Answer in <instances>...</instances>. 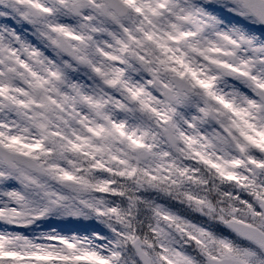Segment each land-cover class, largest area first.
Returning a JSON list of instances; mask_svg holds the SVG:
<instances>
[{
	"label": "snow or ice",
	"instance_id": "snow-or-ice-1",
	"mask_svg": "<svg viewBox=\"0 0 264 264\" xmlns=\"http://www.w3.org/2000/svg\"><path fill=\"white\" fill-rule=\"evenodd\" d=\"M0 264H264V0H0Z\"/></svg>",
	"mask_w": 264,
	"mask_h": 264
}]
</instances>
